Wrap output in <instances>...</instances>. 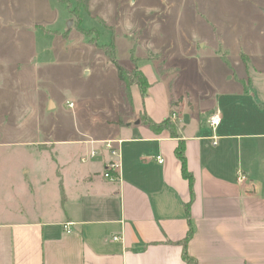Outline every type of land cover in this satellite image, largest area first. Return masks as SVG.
Returning <instances> with one entry per match:
<instances>
[{"label":"crops","instance_id":"crops-1","mask_svg":"<svg viewBox=\"0 0 264 264\" xmlns=\"http://www.w3.org/2000/svg\"><path fill=\"white\" fill-rule=\"evenodd\" d=\"M52 34L60 46L55 50H67L65 42L81 43L65 30ZM259 58L247 69L239 93L216 96L209 105L171 102L181 95H171L164 79L141 66L148 96L142 98L133 85L131 102L124 108V99L117 101L114 119L84 121L108 125V133L92 132L79 121L72 137L56 140L52 133L44 135L36 117L33 140L24 141L20 133L8 139L3 130L0 157L21 153L33 162L0 164V264H187L181 242L190 226L186 250L195 264H264V60ZM51 106L57 102L46 94L34 110L44 113ZM12 110L22 116L20 109ZM215 110L221 123L213 132L207 119ZM142 114L156 123L175 115L173 131L153 130ZM108 138L122 140L119 180L103 176L110 155L100 141ZM179 144L191 181L175 154ZM94 149L96 157L89 158ZM238 172L245 180H238Z\"/></svg>","mask_w":264,"mask_h":264},{"label":"rangeland","instance_id":"rangeland-1","mask_svg":"<svg viewBox=\"0 0 264 264\" xmlns=\"http://www.w3.org/2000/svg\"><path fill=\"white\" fill-rule=\"evenodd\" d=\"M80 3L0 0V117L7 119L0 124V151L6 146L3 130L8 139L20 133L24 141L33 140L35 117L48 131L44 135L52 133L56 140L72 137L79 121L92 132L108 133V125L92 126L88 121L94 118L101 123L115 117L117 101L121 104L124 99V108L128 104L115 65L93 42L113 41L116 60L128 68L149 66L148 74L153 70L164 79L171 95H181L171 102L185 106L198 100L209 105L216 96L239 93L249 66L259 56L264 60V0ZM79 27L89 32L87 36ZM60 30L81 43L65 42L67 50H55L60 46L52 32ZM46 94L57 107L35 112L36 100ZM8 102L17 104L10 107ZM12 109H20L22 116L18 118L19 110ZM3 162L32 163L33 158L18 153L0 157Z\"/></svg>","mask_w":264,"mask_h":264},{"label":"trees","instance_id":"trees-1","mask_svg":"<svg viewBox=\"0 0 264 264\" xmlns=\"http://www.w3.org/2000/svg\"><path fill=\"white\" fill-rule=\"evenodd\" d=\"M88 1L89 0H82L83 3H80V4L86 5ZM79 30L86 36L89 33L88 31L84 30L82 27H79ZM93 43L96 45V47H98L99 50H102L104 54L107 56V58L112 62V64L115 65L116 70H117V78L118 80H120L121 85H122V95L124 96L126 101L131 102L132 100V96L130 94V88L133 85L138 86V89L140 91L142 98H144L145 96H148L147 91L150 86L149 81L148 79H146L140 67L134 66V67L128 68L127 66L123 64H119V62L116 60V57H115V49H114L113 41H111L110 43L106 45H97L96 42H93ZM141 121L144 122L145 124H148V126L152 128L153 130L167 129L172 132L174 128V125L171 123L169 116L163 119L161 122L156 123L155 121H152L146 115L142 114ZM175 154L177 155V157L179 158L181 162V169H182L183 176L187 177L189 181H191L190 173L185 167V157H184V153L182 152V147L180 144L175 149ZM187 207L188 206H186V208ZM192 232H193V229L190 226L187 237L185 238L184 241L181 242V244L183 245V259L186 260L187 264H195L194 260L188 255L187 250H186V246H187L186 242L188 238L192 235Z\"/></svg>","mask_w":264,"mask_h":264},{"label":"built area","instance_id":"built-area-1","mask_svg":"<svg viewBox=\"0 0 264 264\" xmlns=\"http://www.w3.org/2000/svg\"><path fill=\"white\" fill-rule=\"evenodd\" d=\"M69 107H72L73 104L72 103H68ZM173 119L175 118V115H173L172 117ZM208 125L210 127V129L214 132L216 131L217 127L220 125L221 123V112L220 110H215L213 113H211L207 119ZM213 138H216V136L214 135ZM102 143V147L103 149L108 153V155H110V159L106 164L105 167V172L103 174V176L106 179H113V180H119L121 179L122 176V170H121V166H122V155H121V144H122V140L119 139H109L108 140H102L100 141ZM97 155V150L94 149L92 151L89 152L88 157L89 158H94ZM88 157H82V160L85 161L88 159ZM157 160L159 162H162L163 159L161 157H157ZM238 176V180H245V176L241 173L238 172L237 174ZM69 225L70 223H65L64 224V228L65 230L69 231ZM118 236H114V239H118Z\"/></svg>","mask_w":264,"mask_h":264},{"label":"water","instance_id":"water-1","mask_svg":"<svg viewBox=\"0 0 264 264\" xmlns=\"http://www.w3.org/2000/svg\"><path fill=\"white\" fill-rule=\"evenodd\" d=\"M70 24H71V20H69V22H68V27H69Z\"/></svg>","mask_w":264,"mask_h":264}]
</instances>
